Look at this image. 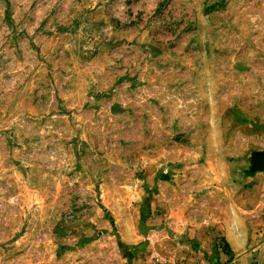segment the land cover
Listing matches in <instances>:
<instances>
[{
	"label": "rangeland",
	"instance_id": "374dc122",
	"mask_svg": "<svg viewBox=\"0 0 264 264\" xmlns=\"http://www.w3.org/2000/svg\"><path fill=\"white\" fill-rule=\"evenodd\" d=\"M255 152L264 0H0V264H127L234 216L250 238Z\"/></svg>",
	"mask_w": 264,
	"mask_h": 264
},
{
	"label": "crops",
	"instance_id": "0c3cea01",
	"mask_svg": "<svg viewBox=\"0 0 264 264\" xmlns=\"http://www.w3.org/2000/svg\"><path fill=\"white\" fill-rule=\"evenodd\" d=\"M260 216L264 218L263 214ZM263 220H256L257 230L250 238L236 216L202 229H188L180 239L176 237L166 253L154 254L145 243L144 249L129 255L127 264H264ZM259 227L263 231H259ZM222 241L228 245L229 253L220 249Z\"/></svg>",
	"mask_w": 264,
	"mask_h": 264
},
{
	"label": "water",
	"instance_id": "95a60500",
	"mask_svg": "<svg viewBox=\"0 0 264 264\" xmlns=\"http://www.w3.org/2000/svg\"><path fill=\"white\" fill-rule=\"evenodd\" d=\"M250 172L252 174L264 172V152H255L252 155V167Z\"/></svg>",
	"mask_w": 264,
	"mask_h": 264
},
{
	"label": "trees",
	"instance_id": "16d2710c",
	"mask_svg": "<svg viewBox=\"0 0 264 264\" xmlns=\"http://www.w3.org/2000/svg\"><path fill=\"white\" fill-rule=\"evenodd\" d=\"M220 249L223 250L224 252H228L229 253V248L228 245L226 244L225 241H222V243L220 244Z\"/></svg>",
	"mask_w": 264,
	"mask_h": 264
}]
</instances>
